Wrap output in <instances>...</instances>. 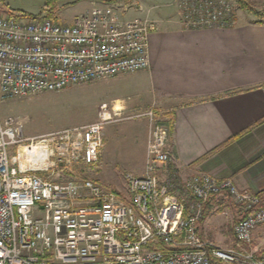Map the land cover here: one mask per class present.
I'll use <instances>...</instances> for the list:
<instances>
[{"label": "built area", "instance_id": "obj_1", "mask_svg": "<svg viewBox=\"0 0 264 264\" xmlns=\"http://www.w3.org/2000/svg\"><path fill=\"white\" fill-rule=\"evenodd\" d=\"M186 29L235 25L232 0H177ZM134 2L114 0L63 23L47 16H0V102L134 74L150 66L155 21L132 17ZM123 109L105 108L96 122L33 138L16 117L0 119V264H264L252 249L264 224L256 193L207 173L183 177L171 167L169 126L153 108L146 118L145 173L126 172V192L86 173L104 147L103 126ZM237 207V245L204 240L200 224L212 196Z\"/></svg>", "mask_w": 264, "mask_h": 264}, {"label": "crops", "instance_id": "obj_2", "mask_svg": "<svg viewBox=\"0 0 264 264\" xmlns=\"http://www.w3.org/2000/svg\"><path fill=\"white\" fill-rule=\"evenodd\" d=\"M105 1L89 3L92 8ZM125 1L142 8L131 11L132 17H147L159 30L150 36L149 68L128 85L134 101L116 98L105 108H153L163 122L172 115L171 167L183 177L207 173L232 179L240 190L256 193L264 207V23L237 15L232 27L186 29L177 0L153 6ZM147 143L148 136L145 162ZM145 162L135 174L144 175ZM206 209L202 238L223 249L235 247L239 215L229 195L212 196ZM252 249L256 256L264 252V224L254 231Z\"/></svg>", "mask_w": 264, "mask_h": 264}, {"label": "rangeland", "instance_id": "obj_3", "mask_svg": "<svg viewBox=\"0 0 264 264\" xmlns=\"http://www.w3.org/2000/svg\"><path fill=\"white\" fill-rule=\"evenodd\" d=\"M232 1L236 16H253L241 10L237 0ZM247 1L258 11L264 10V0ZM143 2L151 6L165 4L164 0ZM90 8L89 0H0V16H18L23 13L33 16L48 14L50 15L48 18L63 23L72 22L76 16ZM125 75L115 81L103 79L81 83L58 92H39L0 102V119L16 117L23 126L25 137L28 138L96 122L99 111L111 104L114 99H123L129 103L134 101V91L128 88L131 81L139 79L141 74ZM135 112L122 111L121 120L104 124V147L100 163L90 169L82 170L76 167L75 172L86 173L87 177L101 185L125 195L127 188L125 173H137L138 168L145 162L144 140L148 136V130L146 131L148 121L144 117L129 119L128 117Z\"/></svg>", "mask_w": 264, "mask_h": 264}, {"label": "trees", "instance_id": "obj_4", "mask_svg": "<svg viewBox=\"0 0 264 264\" xmlns=\"http://www.w3.org/2000/svg\"><path fill=\"white\" fill-rule=\"evenodd\" d=\"M111 1H114V0H106L105 2H111ZM128 1H132V0H128ZM237 1H238L239 8L241 10L247 11V12L251 13L252 15H254L255 17H257L258 18L257 23H261V24L264 23V10L258 11L254 7V5L251 4L250 2H248L247 0H237ZM27 16L34 17L33 15H29V14ZM49 16L50 15L47 14V17H49ZM173 122H174V119H173L172 115L168 114L167 115V120L164 121V123L169 126L171 134H172L173 125H174ZM207 215H208V211L206 209L205 217ZM262 255H264V252L259 253V255L257 257H261ZM212 264H220V263L218 261H216V260H213Z\"/></svg>", "mask_w": 264, "mask_h": 264}]
</instances>
